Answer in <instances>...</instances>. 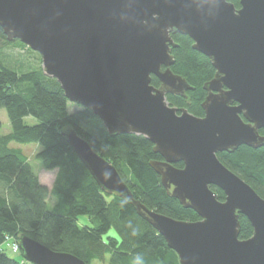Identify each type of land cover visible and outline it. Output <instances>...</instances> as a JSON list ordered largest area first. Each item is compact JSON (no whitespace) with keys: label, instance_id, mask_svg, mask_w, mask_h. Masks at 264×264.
Returning a JSON list of instances; mask_svg holds the SVG:
<instances>
[{"label":"water","instance_id":"1","mask_svg":"<svg viewBox=\"0 0 264 264\" xmlns=\"http://www.w3.org/2000/svg\"><path fill=\"white\" fill-rule=\"evenodd\" d=\"M0 0V27L42 59L65 96L89 108L116 136L134 133L161 159L150 166L170 197L198 220L176 219L134 197L116 166L73 128L62 130L105 192L130 201L178 254L180 264H264V197L229 169L219 152L264 147V0ZM171 33L188 35L215 74L203 88V116L170 105L193 89L172 70ZM155 76L160 85L152 84ZM177 163H183L181 167ZM224 193L218 198L212 188ZM240 215L253 227L241 239ZM31 264H87L27 233Z\"/></svg>","mask_w":264,"mask_h":264},{"label":"trees","instance_id":"2","mask_svg":"<svg viewBox=\"0 0 264 264\" xmlns=\"http://www.w3.org/2000/svg\"><path fill=\"white\" fill-rule=\"evenodd\" d=\"M231 1L239 6V0ZM171 35L178 44L171 50L175 58L171 68L185 77L193 89L185 96L169 94L167 99L172 106L185 107L203 116L201 105L207 95L203 85L213 78L215 68L206 55L193 49L188 35ZM0 40L4 43L0 49L17 41L26 45L18 39L8 41L1 27ZM33 53L41 60L37 51ZM3 57L0 109H6L12 130L0 135V247L6 234L18 237L27 233L54 250L74 253L87 264H135L137 255L144 264H180L177 252L138 215L130 201L101 189L61 132L71 127L86 139L116 166L134 197L149 208L176 219L198 220L194 210L185 209L167 194L160 175L150 166V160L161 159L153 151V143L134 133L111 136L91 109L80 106L69 110L73 102L65 96L60 83L44 73L42 66L21 69L22 66L16 67ZM158 83L152 76V84ZM28 116L38 122L27 124ZM12 142L39 145L37 159L49 170L58 169L52 188L41 182L29 157L21 148L11 146ZM218 157L264 197V147L242 145L233 153L219 152ZM176 165L181 167L183 163ZM212 188L224 200L223 191ZM50 195L56 198L52 207ZM80 216L88 217L91 224L80 226ZM240 221L239 237H250V221L244 215H240ZM0 264L28 263L0 248Z\"/></svg>","mask_w":264,"mask_h":264},{"label":"rangeland","instance_id":"3","mask_svg":"<svg viewBox=\"0 0 264 264\" xmlns=\"http://www.w3.org/2000/svg\"><path fill=\"white\" fill-rule=\"evenodd\" d=\"M4 43L3 41L0 40V46H3ZM34 51H32V49H30L28 46L21 44L20 42H13L9 45H7L4 48L0 49V57H4V60L13 64L16 67L22 68L21 69H27L30 67V65L32 66H42V59L40 60L38 55L33 53ZM18 69V68H17ZM80 105L77 103H70L69 104V110L70 111H74L76 109H79ZM25 121L27 124H35L38 122V120L33 117V116H28L25 118ZM0 122L2 125V128L0 130V135H5L11 132L12 127L10 124V120H9V116L7 114V111L5 108L0 109ZM11 146L13 147H17V148H21L23 150V152L29 157L32 166H33V170L35 171V173L39 176L41 182L45 185H47L49 188H52L57 173H58V169H54V170H49L47 168H45V166L43 165V163L37 159L36 155L38 154V152L40 151V147L39 145L35 144V143H30V144H20L17 142H12ZM56 203V198H54V196L50 195L49 196V204L52 207L54 204ZM86 224H91V221L88 217L86 216H80L79 217V225L80 226H84ZM16 237V236H15ZM17 241H18V237H17ZM14 256L19 259L22 260L24 259L22 253H18V254H14ZM27 261V260H26ZM28 264H31L30 262L27 261ZM94 264H100L98 262H95Z\"/></svg>","mask_w":264,"mask_h":264},{"label":"built area","instance_id":"4","mask_svg":"<svg viewBox=\"0 0 264 264\" xmlns=\"http://www.w3.org/2000/svg\"><path fill=\"white\" fill-rule=\"evenodd\" d=\"M2 250L10 251L11 253L18 254L21 252L19 241H17V237L6 234L4 241L0 247Z\"/></svg>","mask_w":264,"mask_h":264},{"label":"clouds","instance_id":"5","mask_svg":"<svg viewBox=\"0 0 264 264\" xmlns=\"http://www.w3.org/2000/svg\"><path fill=\"white\" fill-rule=\"evenodd\" d=\"M135 264H144L143 258L139 255H137Z\"/></svg>","mask_w":264,"mask_h":264},{"label":"flooded vegetation","instance_id":"6","mask_svg":"<svg viewBox=\"0 0 264 264\" xmlns=\"http://www.w3.org/2000/svg\"><path fill=\"white\" fill-rule=\"evenodd\" d=\"M240 7V5L238 6V8ZM160 85V83H158L157 85H155L156 87H158ZM169 95V94H168ZM167 95V96H168ZM172 95V94H171ZM175 96H179V95H175ZM180 96H184V95H180ZM176 107H178V106H176ZM178 108H182V107H178Z\"/></svg>","mask_w":264,"mask_h":264}]
</instances>
